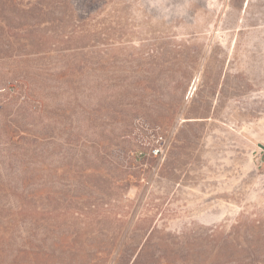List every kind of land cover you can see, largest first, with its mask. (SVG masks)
<instances>
[{
	"label": "rangeland",
	"instance_id": "1",
	"mask_svg": "<svg viewBox=\"0 0 264 264\" xmlns=\"http://www.w3.org/2000/svg\"><path fill=\"white\" fill-rule=\"evenodd\" d=\"M246 258L264 0H0V264Z\"/></svg>",
	"mask_w": 264,
	"mask_h": 264
},
{
	"label": "trees",
	"instance_id": "2",
	"mask_svg": "<svg viewBox=\"0 0 264 264\" xmlns=\"http://www.w3.org/2000/svg\"><path fill=\"white\" fill-rule=\"evenodd\" d=\"M140 148L138 149L141 153L143 154H146L147 152L149 153L150 152V144L152 142H150V140H141L140 142ZM214 230L211 232V233H205V239L207 240L208 243H213L212 246H209L211 248V252H216L217 249L219 248L218 247V244H220V241L219 240H215L214 239V234H213ZM250 258H246L245 260L243 261H239V264H242L244 261L248 260ZM231 261H233L234 263H237V261L235 260H228V263H231ZM245 264V262H244ZM248 264V263H247Z\"/></svg>",
	"mask_w": 264,
	"mask_h": 264
},
{
	"label": "bare ground",
	"instance_id": "3",
	"mask_svg": "<svg viewBox=\"0 0 264 264\" xmlns=\"http://www.w3.org/2000/svg\"><path fill=\"white\" fill-rule=\"evenodd\" d=\"M195 81H193L190 90L192 91L193 85H194ZM195 86V85H194Z\"/></svg>",
	"mask_w": 264,
	"mask_h": 264
}]
</instances>
